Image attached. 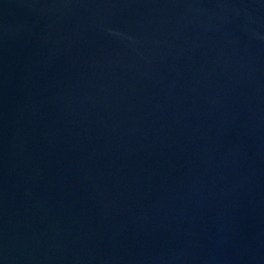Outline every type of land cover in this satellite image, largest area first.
<instances>
[{
    "label": "water",
    "instance_id": "water-1",
    "mask_svg": "<svg viewBox=\"0 0 264 264\" xmlns=\"http://www.w3.org/2000/svg\"><path fill=\"white\" fill-rule=\"evenodd\" d=\"M0 264H264V0H0Z\"/></svg>",
    "mask_w": 264,
    "mask_h": 264
}]
</instances>
